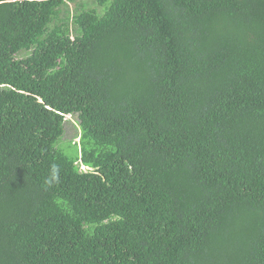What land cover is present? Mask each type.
<instances>
[{"label": "trees", "instance_id": "obj_1", "mask_svg": "<svg viewBox=\"0 0 264 264\" xmlns=\"http://www.w3.org/2000/svg\"><path fill=\"white\" fill-rule=\"evenodd\" d=\"M0 264H264V0H0Z\"/></svg>", "mask_w": 264, "mask_h": 264}, {"label": "rangeland", "instance_id": "obj_2", "mask_svg": "<svg viewBox=\"0 0 264 264\" xmlns=\"http://www.w3.org/2000/svg\"><path fill=\"white\" fill-rule=\"evenodd\" d=\"M70 8L72 9L73 8V4H69ZM67 119L69 117H66ZM71 121L73 122H76V126L75 127H72L73 125L70 124V123H66L65 124V130H66V133H65V136H64V139L65 140H68L69 138H71L72 135H75V138H74V142H79L80 140V126H79V120L76 118V117H72L71 118ZM80 169H85V170H88V167H84V166H80Z\"/></svg>", "mask_w": 264, "mask_h": 264}, {"label": "clouds", "instance_id": "obj_3", "mask_svg": "<svg viewBox=\"0 0 264 264\" xmlns=\"http://www.w3.org/2000/svg\"><path fill=\"white\" fill-rule=\"evenodd\" d=\"M66 117H69V118L67 119ZM66 117H65L66 120H71V118L73 116L71 114H68ZM55 175H56V177L58 179V177H59V170H58V168L55 169ZM46 183H48V181H46Z\"/></svg>", "mask_w": 264, "mask_h": 264}]
</instances>
